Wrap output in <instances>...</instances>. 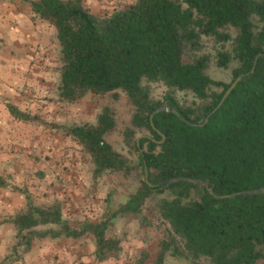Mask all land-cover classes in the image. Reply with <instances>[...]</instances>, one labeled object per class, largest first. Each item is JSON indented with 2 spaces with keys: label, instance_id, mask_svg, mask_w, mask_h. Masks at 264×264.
Returning a JSON list of instances; mask_svg holds the SVG:
<instances>
[{
  "label": "trees",
  "instance_id": "obj_1",
  "mask_svg": "<svg viewBox=\"0 0 264 264\" xmlns=\"http://www.w3.org/2000/svg\"><path fill=\"white\" fill-rule=\"evenodd\" d=\"M30 3L37 17L56 28L60 101L121 90L134 106L123 130L131 155L108 140L118 126L111 106L96 123L65 127L64 134L90 154L94 177L118 173L139 185L103 219L78 225L64 218L59 199L37 204L26 190V206L8 219L15 246L28 252L35 239L91 234L97 262L118 259L122 238L110 233V222L128 214L147 220L150 213L169 225L160 263L172 255L187 264H260L264 193L216 198L205 186L186 181L151 187L144 168L146 163L154 185L183 176L208 181L218 195L264 187V0H136L103 15L84 0ZM204 38L220 44L215 55L204 52ZM215 57L219 67L231 70L230 82L209 73ZM255 63L253 75L236 86L206 125H189L168 111L156 114L152 123L151 114L165 102L184 118L203 123L236 77ZM154 83L167 87L164 100L154 97ZM8 107L18 120L42 122L12 103ZM0 186L20 190L2 175ZM146 259L142 253L137 264Z\"/></svg>",
  "mask_w": 264,
  "mask_h": 264
},
{
  "label": "rangeland",
  "instance_id": "obj_2",
  "mask_svg": "<svg viewBox=\"0 0 264 264\" xmlns=\"http://www.w3.org/2000/svg\"><path fill=\"white\" fill-rule=\"evenodd\" d=\"M135 1L84 0V4L92 12L103 15L111 14L113 11L122 9L127 4ZM25 3L28 4V0H0V4L8 5L9 7L10 5H21L24 7ZM46 29V36L49 38V49L47 52L42 53L48 59L45 70L52 71L49 92H43L41 96L34 92L26 100L29 102L30 99H33L29 103L37 108L36 115L43 121L33 125L40 126L45 144L43 143L44 145L41 149L37 145H33L31 147L32 150L28 151L26 160L29 165V172L26 178L19 177L13 172L0 174L7 182L11 183L9 181L11 180L21 185H16L20 190H11V192L7 188L0 186V199L1 202L5 200L14 202L16 200L17 203L22 199L23 206H26V190L37 204H47L52 202L50 199H59L63 203L64 218L73 225H78L85 220L103 219L110 208L118 207L121 203H125L139 183L134 180L130 181L121 174L111 172L97 178L94 177L90 154L72 137L65 135L64 128L86 122L96 123L104 107L111 106L117 114L118 126L108 137V140L122 153L131 155L124 143L123 130L131 121L134 106L128 95L121 90L105 95L90 93L83 99L73 103L60 101L58 98V86L62 65L61 46L54 37L52 27H46ZM219 46L220 44L214 39L204 38V52L215 55ZM38 51L42 50L38 48ZM209 73L216 79L227 82L232 80L231 70L219 67L216 57L211 64ZM153 89L154 97L164 100L167 87L163 83H154ZM184 96L186 94H179L180 98L184 99ZM31 112H34L33 109ZM58 173H61V178ZM45 183H47V186L53 183L56 189H53V191L48 190V187L45 188ZM73 191H76L75 199H71L74 196ZM50 194H53L54 197H51ZM16 210L18 208L15 209L14 214L19 211ZM1 213L6 223L9 217L13 215L6 209L1 211ZM9 224L11 223L9 222ZM167 227H169L168 223L163 222L155 214L149 213V219L147 220L140 219L132 214L117 216L110 222L109 231L122 238L120 257L105 262L95 261L92 264H137L142 257V253L147 254L145 264H187L172 255H167L162 263L158 262L161 242L166 237ZM62 238L64 241L69 242L66 244L65 250L71 249V252L75 251V253L72 255L65 251L64 256L59 254L53 260L59 259L58 261H61V264L62 261L64 264H85L84 257L94 254L96 244L91 234H84L80 238L65 236ZM13 247V251L15 249L19 250L15 260L17 257L23 256L25 253L23 251L25 249L24 246L14 245ZM50 256H53V254H50ZM57 257L58 259H56ZM73 257L75 258L73 259ZM11 261V256H8L4 264H9ZM49 261L51 259H48ZM260 264H264V259L260 261Z\"/></svg>",
  "mask_w": 264,
  "mask_h": 264
},
{
  "label": "crops",
  "instance_id": "obj_3",
  "mask_svg": "<svg viewBox=\"0 0 264 264\" xmlns=\"http://www.w3.org/2000/svg\"><path fill=\"white\" fill-rule=\"evenodd\" d=\"M46 27H52L54 37L57 39L56 28L35 15L30 0L24 7L0 4V174L13 172L19 177L26 178L29 172L26 160L28 151L32 150L33 145L41 149L45 144L40 126L16 119L11 114L8 103L14 104L21 111L36 115L37 108L29 103L33 99L29 102L26 100L34 92L38 96H41L43 92H49L52 71L45 70L48 59L42 53L49 49ZM38 48L42 51L37 52ZM32 109L34 112H31ZM9 181L21 186L15 181ZM47 187L52 191L56 189L53 183L49 186L45 183V188ZM7 189L11 192L9 188ZM75 192H72L74 196L71 199L76 198ZM50 196L54 197L53 194ZM53 200L50 199V201ZM23 204L22 199L18 203L16 200L1 202L0 199V264H4L8 256L12 259L9 264H61L58 257L56 258L58 260H53L55 256L59 254L64 256L65 251L72 255L75 253V251L71 252V249L65 250L69 242L64 241L62 237L55 239L48 237L35 239L31 250L15 260L19 251H13L17 241L15 227L12 223V225L6 223L1 211L6 209L14 215L15 209L21 210L25 207ZM48 259L51 261L48 262ZM83 260L85 264H92L96 258L93 254L84 257ZM62 264H64L63 261Z\"/></svg>",
  "mask_w": 264,
  "mask_h": 264
},
{
  "label": "water",
  "instance_id": "obj_4",
  "mask_svg": "<svg viewBox=\"0 0 264 264\" xmlns=\"http://www.w3.org/2000/svg\"><path fill=\"white\" fill-rule=\"evenodd\" d=\"M261 55H258L257 58H259ZM255 68H256V63L254 65V67L251 69L250 72L247 73H242L240 74L238 77H236V79L231 83V85L229 86V88L226 90V92L224 93L221 101L219 102V104L217 105V107L206 117L205 121L203 123H194L186 118H184L175 108H173L168 102H165L163 105H161L160 107H158L157 109H155L153 111V113L151 114V120L153 123V118L156 114L163 112V111H168V112H174L175 114H177L181 120H183L184 122H186L189 125L192 126H204L208 123L211 115L213 113H215L224 103V101L226 100V98L232 93V91L236 88V86L242 82L246 77H250L251 75H253V73L255 72ZM142 137V136H141ZM158 142H163V141H158ZM144 177H145V181L151 186H157V187H161L163 188V186H169L173 183H177V182H181V181H186V182H192L195 184H199L201 186H205L208 191L214 195L216 198H228V197H235L238 195H256V194H262L264 193V187L258 188V189H250V190H244L241 192H236V193H232V194H228V195H218L215 193L213 186L210 185V183L204 179L201 178H190V177H183V176H179V177H174L165 181H162L161 183L154 185L150 182L149 180V169L147 164L145 163V168H144Z\"/></svg>",
  "mask_w": 264,
  "mask_h": 264
},
{
  "label": "built area",
  "instance_id": "obj_5",
  "mask_svg": "<svg viewBox=\"0 0 264 264\" xmlns=\"http://www.w3.org/2000/svg\"><path fill=\"white\" fill-rule=\"evenodd\" d=\"M58 176L61 178V173H58Z\"/></svg>",
  "mask_w": 264,
  "mask_h": 264
}]
</instances>
